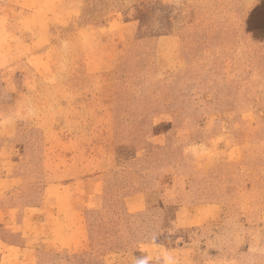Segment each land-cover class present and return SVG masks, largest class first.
<instances>
[{
  "label": "rangeland",
  "instance_id": "1",
  "mask_svg": "<svg viewBox=\"0 0 264 264\" xmlns=\"http://www.w3.org/2000/svg\"><path fill=\"white\" fill-rule=\"evenodd\" d=\"M6 176L0 264H264V0H0Z\"/></svg>",
  "mask_w": 264,
  "mask_h": 264
},
{
  "label": "crops",
  "instance_id": "2",
  "mask_svg": "<svg viewBox=\"0 0 264 264\" xmlns=\"http://www.w3.org/2000/svg\"><path fill=\"white\" fill-rule=\"evenodd\" d=\"M14 180L15 179H13L11 177H8V176L0 178V188H2V190L0 191V195H3V193L5 191H7L8 188H10L11 184L15 183ZM51 199H52V203H51V200H50L51 204H49L51 208L66 209V210H73V211L75 210L74 199H72L71 197H66L63 194H60V195L58 194L57 197H53ZM78 223H79V221L76 220V225H77L76 226V231L77 232L76 233H73V232L68 233V235L70 236V241L76 242V243H77V240H79V235L82 236V238L84 239L85 238V234L87 233L86 223L84 221H82V220H81V224L80 225H78ZM4 244H6V243L4 242ZM6 245L12 246V245H10L8 243ZM14 247H16V246H14Z\"/></svg>",
  "mask_w": 264,
  "mask_h": 264
}]
</instances>
